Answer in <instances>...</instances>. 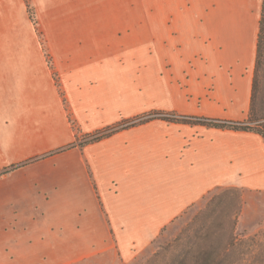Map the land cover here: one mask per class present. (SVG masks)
I'll use <instances>...</instances> for the list:
<instances>
[{
  "label": "crops",
  "instance_id": "obj_1",
  "mask_svg": "<svg viewBox=\"0 0 264 264\" xmlns=\"http://www.w3.org/2000/svg\"><path fill=\"white\" fill-rule=\"evenodd\" d=\"M27 1L34 24L0 0V213L66 212V264H126L218 188L240 190L252 224L264 138L198 120L248 121L262 0ZM42 227L6 238L30 245L22 264L59 263Z\"/></svg>",
  "mask_w": 264,
  "mask_h": 264
},
{
  "label": "rangeland",
  "instance_id": "obj_2",
  "mask_svg": "<svg viewBox=\"0 0 264 264\" xmlns=\"http://www.w3.org/2000/svg\"><path fill=\"white\" fill-rule=\"evenodd\" d=\"M25 1L26 4H28V1ZM185 1L186 5L188 4V6L185 7V10L188 12L196 10V7H200L199 4H194L193 0ZM256 5L257 0H248L245 7L246 10H252L255 13ZM28 15L34 24V13L29 4ZM252 42L253 37H251V43ZM258 75L257 94L258 97H261L264 100V86L262 84L264 79V65L261 66ZM221 190V188L212 190L194 205L189 207L184 213L168 224V226H166L159 233V235L146 247V249L126 264H182L180 261L184 260L185 252H188V250L191 249L189 248L190 245L196 240L195 234L197 233L196 231H198L200 223H202V216H204L208 211V207L206 209V206L208 205L207 203L213 196L215 197V195L220 194ZM228 202L224 204L225 206H223H227V210H225L224 216L221 218L223 228L221 229L222 231L219 237L215 235L210 240H207L206 238L204 239L205 229H203V227L200 228L201 232L199 234L202 233L203 239L199 241H202L205 245L208 246L210 242L214 244L216 243L215 246L219 245L227 236V233L224 234V236L223 233H225L228 228L230 219L225 215L229 211L228 206L232 209L235 207L232 201ZM240 212L236 216V225L233 233L236 245L228 249L226 252L227 254L223 259V264H264V221H262L264 220V206L255 213L250 212V214L253 215L249 220L250 223H252L251 225H243L239 223ZM1 215L4 216L3 219L1 218ZM67 218V213L63 211H50L47 213L46 211H33L20 213L11 209L0 213V264H22V260L17 259L14 254L19 251V248L27 253L29 257H32L33 254L30 251L29 244L8 245L5 241L6 238L22 236L21 223L26 220L31 221L32 219L43 224V227L39 230L45 238V243H43L42 246L46 250H49L53 246H57L59 248V263L56 262L54 257L51 259L49 256L50 253L46 252L47 254H44V250L42 253L37 255L38 258L43 259L40 261V264H66L67 260H62L61 256L66 254L65 252L69 247L71 248L74 246L75 248L78 246V244H69L66 242L67 239H70L71 237V231L68 233L67 228L59 226L62 225V222L66 221ZM82 218L83 217L79 218V216L75 214L72 221H79V219ZM258 220H261V223H255ZM83 230L84 229H82V231ZM57 238L60 240L59 243L51 245V242L55 241ZM32 261H35V259L28 262L35 263ZM183 262L184 264H188L189 261L185 259Z\"/></svg>",
  "mask_w": 264,
  "mask_h": 264
},
{
  "label": "trees",
  "instance_id": "obj_3",
  "mask_svg": "<svg viewBox=\"0 0 264 264\" xmlns=\"http://www.w3.org/2000/svg\"><path fill=\"white\" fill-rule=\"evenodd\" d=\"M264 65V0H262L261 6V14L259 20V30H258V39H257V50H256V63H255V71H254V78L252 82V91H251V101H250V110H249V119L246 122H220V121H213V120H198L201 123H204L209 126L220 127V128H227V129H234V130H245V131H253L260 134L264 138V100L261 97H258V77L259 71L261 66ZM264 86V79L262 81ZM155 115H161V113H154ZM180 120H185V118H178ZM145 119H142V116L138 117L137 119L131 121L130 123L141 122ZM118 126L109 127L101 131V133L97 136L88 138L84 140L82 143L89 142L94 139H99L102 136L108 135L115 131ZM80 143V144H82ZM221 193L218 195L213 196L206 206L208 207L207 213L202 216V220L200 226L198 228L197 233L195 234L196 240L194 243L190 245L188 252L186 251L184 254V260L187 259L189 262L188 264H223V259L226 252L230 247H234L236 245L235 238H234V227L236 225V216L241 210L242 207V200H241V192L238 188L228 187V188H221ZM228 201H232L235 205L234 209L228 206L229 211L225 216H228L229 219V226L226 229L225 233L227 236L219 245L214 243H209L208 246L205 245L202 241L203 239L201 229H205L204 239L210 240L215 235L219 237L221 235L222 226V219L224 216L225 210H227V206L224 204ZM230 203V202H228ZM223 207V208H222ZM213 216V218H212ZM165 228V227H164ZM163 228V229H164ZM162 229V230H163ZM202 229V230H203ZM161 230V231H162ZM183 260V261H184ZM183 261H180L184 264Z\"/></svg>",
  "mask_w": 264,
  "mask_h": 264
},
{
  "label": "built area",
  "instance_id": "obj_4",
  "mask_svg": "<svg viewBox=\"0 0 264 264\" xmlns=\"http://www.w3.org/2000/svg\"><path fill=\"white\" fill-rule=\"evenodd\" d=\"M152 115H145L144 117H142V119H147L149 117H151Z\"/></svg>",
  "mask_w": 264,
  "mask_h": 264
}]
</instances>
